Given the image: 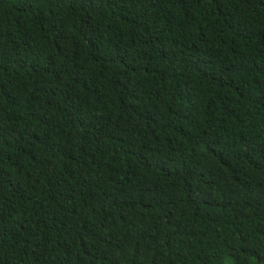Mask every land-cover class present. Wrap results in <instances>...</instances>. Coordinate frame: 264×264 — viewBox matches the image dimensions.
I'll list each match as a JSON object with an SVG mask.
<instances>
[{
  "label": "trees",
  "instance_id": "obj_1",
  "mask_svg": "<svg viewBox=\"0 0 264 264\" xmlns=\"http://www.w3.org/2000/svg\"><path fill=\"white\" fill-rule=\"evenodd\" d=\"M0 264H264V0H0Z\"/></svg>",
  "mask_w": 264,
  "mask_h": 264
}]
</instances>
